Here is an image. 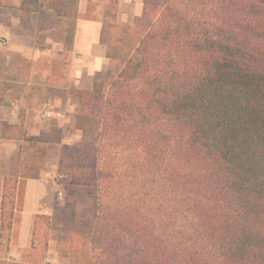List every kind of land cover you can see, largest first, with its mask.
I'll use <instances>...</instances> for the list:
<instances>
[{
  "label": "trees",
  "instance_id": "obj_1",
  "mask_svg": "<svg viewBox=\"0 0 264 264\" xmlns=\"http://www.w3.org/2000/svg\"><path fill=\"white\" fill-rule=\"evenodd\" d=\"M142 2L120 24L111 0L100 43L117 71L71 91L95 132L58 162L69 184L95 189L88 229L62 231L84 234L76 264H264V0ZM76 3L20 10L68 18ZM17 180H3L0 264H45L65 208L35 215L29 250L7 261Z\"/></svg>",
  "mask_w": 264,
  "mask_h": 264
},
{
  "label": "crops",
  "instance_id": "obj_2",
  "mask_svg": "<svg viewBox=\"0 0 264 264\" xmlns=\"http://www.w3.org/2000/svg\"><path fill=\"white\" fill-rule=\"evenodd\" d=\"M21 2L0 0V202L4 178L14 172L18 174L7 260L11 262H21L29 250L35 215H52L61 197L60 176L54 170L41 168L34 176L24 177L18 164L13 167L24 141L36 139L45 129L44 120L58 122L51 103L37 102L33 88L27 87L32 84L28 79L51 76V60H60L65 53L71 57L70 78L105 72L109 62L106 49L100 43L101 18L96 10L90 18H85L90 13L89 6L96 1L77 0L75 16L68 17L73 20L67 22L72 30L68 42L62 34V23L66 24L62 20L67 17L56 16L46 5L38 12L26 14L20 10ZM142 9V0H119L118 23L130 24L134 17L141 15ZM77 84L85 90L93 86V83ZM14 90L19 94L10 99L8 93ZM45 103L50 108L42 116ZM58 263L56 242L50 240L45 264Z\"/></svg>",
  "mask_w": 264,
  "mask_h": 264
},
{
  "label": "rangeland",
  "instance_id": "obj_3",
  "mask_svg": "<svg viewBox=\"0 0 264 264\" xmlns=\"http://www.w3.org/2000/svg\"><path fill=\"white\" fill-rule=\"evenodd\" d=\"M73 0H66V5L70 6ZM91 6H89L90 13L85 15V18H90L91 12H95L98 17L103 18L109 15L111 0H94ZM92 10V11H91ZM70 13L75 12V8L69 9ZM46 20V17L44 18ZM66 24L62 23V34L65 42L70 41L71 28H68L67 22L73 21L70 18L62 20ZM106 71L100 74H82L75 78L69 77L71 57L68 53L62 54L60 60H51V76L43 78L41 76H34L28 79L32 82L31 87L33 93L37 96V102L43 103L45 101L51 103L53 106L52 112L55 114V120L58 122H52L53 119L44 120L45 129L36 138H29L24 141L20 148L19 156L13 161V167L17 164L20 166L22 174L25 176H34L38 170L45 168V171H53L56 175H59V184L61 185V197H59V207H64L65 212L59 213L57 218L53 220L51 226L52 240H55L56 246L60 247L62 253H59L58 264H76L75 257L82 260L79 253L84 250L81 247L84 243V234L81 230L75 229L81 234V237L74 238L71 235L64 236L63 229L67 226L87 225L95 215V189L74 186L69 184L70 173L68 171H61L58 168V162L62 157V145L72 147L75 144L81 143L83 138L85 149L92 147V139L94 138V129L88 123V121L77 118L78 115V102L76 101L72 90L81 89L77 87V83L89 86L91 83L102 82L106 79L108 73L114 74L117 71L115 61L108 60ZM42 64H39V68ZM42 68V67H41ZM80 81V82H78ZM77 87V88H76ZM92 88V87H91ZM90 90V89H89ZM19 92L16 90L8 93L11 98L17 97ZM83 145V146H84ZM22 167V168H21ZM49 186L52 187V184ZM71 213L73 214L71 216ZM76 220L80 221L79 224ZM82 227V226H81ZM85 228V229H86ZM84 229V231H86ZM66 237V240L61 242V239ZM69 240H73L71 244ZM70 247V248H69ZM73 252L72 256H63L65 253ZM61 254V255H60Z\"/></svg>",
  "mask_w": 264,
  "mask_h": 264
},
{
  "label": "built area",
  "instance_id": "obj_4",
  "mask_svg": "<svg viewBox=\"0 0 264 264\" xmlns=\"http://www.w3.org/2000/svg\"><path fill=\"white\" fill-rule=\"evenodd\" d=\"M49 108H50V104L49 103H45L44 109L42 110L41 115L42 116H46L48 111H49Z\"/></svg>",
  "mask_w": 264,
  "mask_h": 264
}]
</instances>
